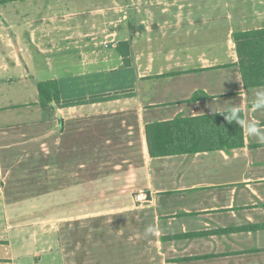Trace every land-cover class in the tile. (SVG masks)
<instances>
[{
    "label": "crops",
    "instance_id": "crops-1",
    "mask_svg": "<svg viewBox=\"0 0 264 264\" xmlns=\"http://www.w3.org/2000/svg\"><path fill=\"white\" fill-rule=\"evenodd\" d=\"M121 1L0 0V264H74L57 228L104 213L125 234L76 264H264V144L150 158L144 135L232 104L264 128L234 40L264 0Z\"/></svg>",
    "mask_w": 264,
    "mask_h": 264
},
{
    "label": "trees",
    "instance_id": "trees-1",
    "mask_svg": "<svg viewBox=\"0 0 264 264\" xmlns=\"http://www.w3.org/2000/svg\"><path fill=\"white\" fill-rule=\"evenodd\" d=\"M238 67L246 89L264 86V28L234 34ZM39 105L43 108L60 101L57 82L37 84ZM196 95L193 100H198ZM243 118V113L241 111ZM150 158L200 152L230 151L244 146L243 130L228 123L220 114L156 122L144 127ZM1 186V184H0Z\"/></svg>",
    "mask_w": 264,
    "mask_h": 264
},
{
    "label": "rangeland",
    "instance_id": "rangeland-1",
    "mask_svg": "<svg viewBox=\"0 0 264 264\" xmlns=\"http://www.w3.org/2000/svg\"><path fill=\"white\" fill-rule=\"evenodd\" d=\"M123 2V0L121 1ZM140 4H135L133 7L136 9L139 7ZM115 8H117L118 12L116 15H125V8L123 7V4L116 5ZM251 11V10H250ZM249 10H246V14L249 12ZM91 79V78H90ZM76 83H73L72 87H77ZM90 85L89 87H91ZM80 87V86H79ZM136 200V196L134 197ZM137 202V200H136ZM124 215H114L110 213H104L102 217L91 219L92 217H86L83 219H88L90 222H81V224L74 223L76 219L70 220V222H64L66 224H62V227L57 228V234L60 236L61 234L68 235V245L69 250L68 252L71 253V258L73 259V263L76 264L75 260V253H76V247H79V251H82L83 246L86 247V241L90 237H94L96 240H98V244H94L91 249L94 248V250L99 251L98 248L99 245H101V248L107 247L108 243V237L113 235V232L109 229L108 226H111L113 230H116V235H124L125 234V228L126 225L130 224L125 222ZM94 221V222H92ZM109 222V223H108ZM68 226V227H67ZM79 244V245H78ZM77 250V251H78Z\"/></svg>",
    "mask_w": 264,
    "mask_h": 264
},
{
    "label": "clouds",
    "instance_id": "clouds-1",
    "mask_svg": "<svg viewBox=\"0 0 264 264\" xmlns=\"http://www.w3.org/2000/svg\"><path fill=\"white\" fill-rule=\"evenodd\" d=\"M243 85L242 82H240ZM264 110V87L256 91L255 98L251 104L250 111ZM212 114H220L228 123H236L240 128L247 133L250 138H255L258 143L264 144V128L261 127L258 121H246L242 118L241 109L238 105L232 104L222 111H214ZM155 229L152 226L145 228L143 235L147 237L152 234Z\"/></svg>",
    "mask_w": 264,
    "mask_h": 264
},
{
    "label": "built area",
    "instance_id": "built-area-1",
    "mask_svg": "<svg viewBox=\"0 0 264 264\" xmlns=\"http://www.w3.org/2000/svg\"><path fill=\"white\" fill-rule=\"evenodd\" d=\"M136 200L139 203H148V197L144 192H140L138 195H136Z\"/></svg>",
    "mask_w": 264,
    "mask_h": 264
}]
</instances>
